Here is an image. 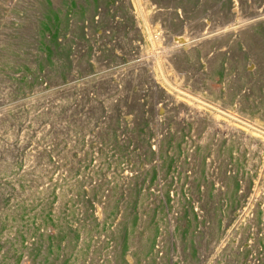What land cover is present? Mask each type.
I'll return each instance as SVG.
<instances>
[{"label":"rangeland","instance_id":"rangeland-1","mask_svg":"<svg viewBox=\"0 0 264 264\" xmlns=\"http://www.w3.org/2000/svg\"><path fill=\"white\" fill-rule=\"evenodd\" d=\"M235 6L255 32L211 37ZM28 10L0 11V264H263L264 145L244 133L264 138V0H44L35 28ZM184 27L154 83L145 51Z\"/></svg>","mask_w":264,"mask_h":264},{"label":"bare ground","instance_id":"bare-ground-1","mask_svg":"<svg viewBox=\"0 0 264 264\" xmlns=\"http://www.w3.org/2000/svg\"><path fill=\"white\" fill-rule=\"evenodd\" d=\"M43 1L44 0H0V11H3L4 14L6 15H3V18L4 20L6 21H12L13 19H16V20H22L23 17H22V14L20 13V11H29L28 10V4L30 5V7L32 8V13L30 14L31 16V19H32V24H33V27L35 28V26L37 25L39 19H40V14H41V9L43 8ZM137 1V0H136ZM237 1V0H236ZM250 2V1H249ZM151 3V2H150ZM238 3V2H237ZM236 4V2H235ZM138 5V4H137ZM141 5V3H140ZM153 6V5H152ZM149 7V5H148ZM151 7V6H150ZM155 7V6H154ZM134 8H135V5H134ZM150 9V8H149ZM155 9V8H154ZM180 9V8H178ZM177 9V10H178ZM262 9V8H261ZM148 10V9H147ZM255 10V9H254ZM260 11V10H259ZM148 12V11H147ZM239 14H240V11L238 13L237 11V6H235V8L233 10H231V12L229 13V20L230 21H234L235 23H230L229 25L225 26L224 25V28L222 27V29L220 30H217L213 35H211V37L213 36H226L228 37L229 39H235L237 37V34H238V28L239 27H242V26H245V25H250L249 28H250V31L252 32H255L256 28L249 22V21H243V22H238V19H239ZM144 16V14L142 15ZM141 16V17H142ZM98 17V16H97ZM138 19V18H137ZM144 20V19H143ZM175 20V19H174ZM243 20V19H242ZM261 21L264 23V20L261 19ZM164 23V22H163ZM238 25H237V24ZM147 24V23H146ZM154 24V23H153ZM209 22L206 21V20H201L200 21V25H201V28H203L206 32L207 29H209ZM218 25V24H217ZM146 27V26H145ZM148 27V26H147ZM159 27V26H158ZM161 28V27H160ZM185 28V27H184ZM218 29L220 27H217ZM216 28V29H217ZM215 29V30H216ZM36 30V29H35ZM214 30V29H213ZM185 33L183 36H180V38L177 40L176 39H172L171 41H169V44H167V46L165 48L161 47L158 43H157V49L159 48V51H156V56H152L151 52L149 51H145V56L148 58L147 60V66L148 67V71H149V76L153 79L154 83H156V79H157V75H156V72L154 70V68L156 67V65H159V67H161V69H164V63H165V60H164V54L165 52L167 51H171L173 52L176 56L178 55H181L185 52L187 46H189L188 44H185L184 43V38L186 36V33H187V29L185 28ZM210 31V30H209ZM99 32V31H98ZM152 32V31H151ZM100 33V32H99ZM132 33V32H131ZM150 33V32H149ZM158 33V32H157ZM202 33V32H200ZM4 34V33H3ZM37 34V33H36ZM156 34V33H155ZM190 34V33H189ZM150 35V34H149ZM242 35V34H241ZM36 36V35H35ZM175 36V35H174ZM178 36V35H177ZM188 37V36H187ZM171 38V37H170ZM190 38V37H189ZM192 38V36H191ZM195 38V37H194ZM197 38V37H196ZM158 39V37H157ZM242 40V39H240ZM2 41V40H1ZM157 41V40H156ZM159 41V40H158ZM151 43V42H150ZM162 43H163V39H162ZM195 44V43H194ZM231 46V45H230ZM95 47V46H94ZM142 47V46H141ZM33 49V48H32ZM188 49V48H187ZM119 50V49H117ZM153 50V49H152ZM33 51V50H32ZM119 52V51H118ZM155 52V51H154ZM142 54V55H144ZM208 54V53H207ZM167 55V54H166ZM138 56V55H137ZM210 56V55H209ZM156 58V59H155ZM144 60V59H143ZM167 60V59H166ZM145 61V60H144ZM203 61V60H202ZM212 61V60H211ZM251 61V60H250ZM168 62V61H167ZM142 63V62H141ZM146 64V63H145ZM138 65V63H137ZM225 66V65H224ZM248 66V65H247ZM173 67V66H172ZM204 67V66H203ZM250 67V66H249ZM254 67V66H253ZM147 69V68H146ZM160 70V69H159ZM249 70V69H248ZM165 71V70H164ZM169 71V70H168ZM206 71V70H205ZM121 72V71H120ZM142 72V71H141ZM163 72V71H162ZM166 72V71H165ZM172 72V71H171ZM168 73V72H167ZM180 73V72H179ZM164 74V73H163ZM184 74V73H183ZM197 75V74H196ZM115 76V75H114ZM171 76V75H170ZM167 77V76H166ZM165 77V78H166ZM179 77V76H178ZM198 77V76H197ZM115 79V78H114ZM169 79V77H168ZM167 79V80H168ZM178 79V78H177ZM113 81V80H112ZM116 81V80H115ZM178 81V80H177ZM216 81V80H215ZM177 84V83H176ZM214 84V83H213ZM175 85V84H174ZM173 85V86H174ZM171 86V85H170ZM180 87V86H179ZM224 88V87H223ZM135 90V89H134ZM173 90V89H172ZM182 90V89H181ZM187 91V89H185ZM123 91V90H122ZM179 92V90H178ZM190 92V91H188ZM207 92V91H206ZM124 93V91H123ZM191 94V93H190ZM199 95V94H198ZM195 96V94H194ZM199 98V97H198ZM135 99V97H134ZM201 99V98H200ZM183 100V99H182ZM187 100V99H186ZM176 102L178 103H181V100L176 98L175 100ZM188 101V100H187ZM199 101V100H198ZM207 101V100H206ZM205 101V102H206ZM191 102V101H189ZM201 103V102H200ZM186 105V103H184ZM198 104V103H196ZM138 105V104H137ZM188 105V104H187ZM193 105V104H192ZM211 105V104H210ZM209 105V106H210ZM213 105V104H212ZM168 106V105H167ZM219 106V105H218ZM157 108V107H156ZM161 108V107H160ZM210 108V107H209ZM216 108V106H215ZM219 108V107H218ZM213 109V108H212ZM225 109V108H223ZM164 110V108H163ZM226 110V109H225ZM216 111V110H215ZM233 111V109H232ZM159 112V111H158ZM164 112V111H163ZM162 113V111H161ZM179 113V112H178ZM226 113V112H225ZM230 113V112H229ZM236 114V112L234 113ZM219 115V114H218ZM224 115V114H223ZM205 117H207V113L206 111L199 107L198 105L195 106V109L193 112H188V111H184L183 113H181L180 115V122L182 125H185V120H191L195 125L197 126H201L203 123L206 122V120L204 119ZM230 117V116H229ZM212 120H213V123H212V127L217 129V137L219 139H225V140H228L229 142L230 141H233V140H236V141H240V140H244L246 141L242 135H243V127L234 123V120H230V119H227V120H220L216 115L212 116L211 117ZM224 118V117H223ZM226 118V117H225ZM241 118V117H240ZM244 118V117H243ZM242 118V119H243ZM258 118V117H257ZM178 120V119H176ZM244 120H246V118H244ZM237 122V120H236ZM242 123V122H241ZM252 125V124H251ZM157 126V125H156ZM256 126V125H255ZM147 127V126H146ZM258 128L256 129V131H258L260 134H264V130H261V129H264L262 125H259L257 126ZM255 128V127H254ZM172 129V128H171ZM209 130V129H208ZM245 136H250V137H254L256 140H259V142L261 143V145H264V138L262 137H258L257 135H253L252 133H244ZM206 135V134H205ZM119 139V138H118ZM247 142V141H246ZM250 143V142H248ZM190 144V143H189ZM32 146V145H31ZM248 146V145H246ZM242 146H240L241 148ZM160 149H161V142L159 141H156V150H157V161L155 162V164L157 165V167L159 168V176H162L164 175V169L161 170L160 166L161 164L163 163V159L162 157H160ZM36 152V151H35ZM191 153L192 154H195L196 152L194 150H191ZM33 159V158H32ZM231 159V158H230ZM215 161V160H213ZM247 162V161H246ZM27 163V162H26ZM248 163V162H247ZM35 164V163H34ZM26 166V165H25ZM112 168V167H111ZM182 168V167H180ZM213 168V167H212ZM142 169V168H141ZM148 169V168H147ZM22 171V170H21ZM131 173V172H130ZM65 174V173H64ZM126 174V173H125ZM240 180L241 183H242V186L244 187L245 186V179L242 178V177H237V174H235L234 178L229 180V183H231V189L233 191V194L235 196V194H237L236 191V188L238 186V181L237 180ZM177 180H178V177H177ZM203 180V179H202ZM201 180V181H202ZM161 184L163 185V181L160 180ZM195 181H192V183L194 184ZM127 183V182H126ZM47 184V183H46ZM192 184V185H193ZM263 186H264V178H263ZM34 187V186H33ZM166 187V186H165ZM87 188V187H85ZM151 189V188H150ZM160 197L163 198L164 200H167L168 199V196L165 194V190H164V186L160 187ZM264 191V190H263ZM125 196V195H124ZM86 197V196H85ZM260 197V196H259ZM252 198V197H251ZM260 200L262 203H264V199L260 197ZM259 202V201H258ZM250 203V202H249ZM98 205V204H97ZM257 206L259 208H264V205H259L257 204ZM120 209V208H119ZM183 207H179V210L180 212L182 213L183 212ZM200 208H198L196 206V212L200 215ZM194 214V213H193ZM235 214V213H234ZM243 214V213H242ZM195 215V214H194ZM178 215L175 214V215H171L170 216V219L173 223L176 222V217ZM195 217V216H194ZM199 217V216H198ZM242 217V216H241ZM249 222L252 223L253 225H255L257 223V221L260 219V214L259 213H253V214H249ZM264 220V219H263ZM239 221V220H238ZM115 223V222H114ZM75 225V224H74ZM200 228V227H199ZM231 231V230H230ZM229 231V232H230ZM253 235V234H252ZM82 236V235H81ZM239 236V235H238ZM262 237H264V233L262 235ZM226 238V237H225ZM252 239V238H251ZM237 240V239H236ZM157 246V245H156ZM249 246V245H248ZM260 246V244H259ZM262 246V244H261ZM260 246V247H261ZM100 257V256H99ZM249 259V258H248ZM127 260H129L127 258ZM264 260V259H263ZM250 262V261H249ZM257 264H261L260 262H258ZM264 264V263H263Z\"/></svg>","mask_w":264,"mask_h":264}]
</instances>
